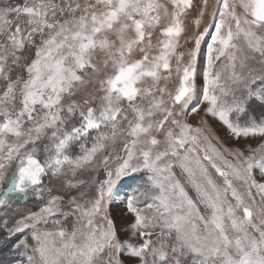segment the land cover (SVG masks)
Instances as JSON below:
<instances>
[{"label": "snow or ice", "instance_id": "obj_1", "mask_svg": "<svg viewBox=\"0 0 264 264\" xmlns=\"http://www.w3.org/2000/svg\"><path fill=\"white\" fill-rule=\"evenodd\" d=\"M13 242L0 264H264V0H0Z\"/></svg>", "mask_w": 264, "mask_h": 264}, {"label": "rangeland", "instance_id": "obj_2", "mask_svg": "<svg viewBox=\"0 0 264 264\" xmlns=\"http://www.w3.org/2000/svg\"><path fill=\"white\" fill-rule=\"evenodd\" d=\"M205 52H206V48L202 46L201 53H200V56L197 62L196 83L198 87L202 86V83H203L201 72L204 67ZM208 119H209L210 126L216 131V133L221 138H223L227 143H232L228 139V134L225 131V129L217 121L213 120L212 118L209 117ZM192 123L193 124L197 123V120H193ZM141 183H142L141 175L132 174L131 176L124 178V181L121 185V193L125 191L131 192L134 188H136ZM29 207H31V205H29ZM33 210H36V209L33 208ZM109 211H110L111 219L113 220L114 225L120 234V238L122 240L125 239L127 237V232H125L124 229L126 225L130 222L131 218L125 215V208H124L122 195L114 203L110 205ZM19 239H22V237H18L17 241ZM133 242L135 243L137 241H133ZM15 248H16V242H13L9 246L4 247L3 249H0V252L2 251L3 253H7L8 251H10V249L13 251L15 250ZM2 252L0 254H2Z\"/></svg>", "mask_w": 264, "mask_h": 264}, {"label": "trees", "instance_id": "obj_3", "mask_svg": "<svg viewBox=\"0 0 264 264\" xmlns=\"http://www.w3.org/2000/svg\"><path fill=\"white\" fill-rule=\"evenodd\" d=\"M2 252V251H1ZM0 252V253H1ZM16 253H15V250H11L10 249V251H8L7 253H3L2 252V254H0V262H2V261H5V260H7L9 257H11V256H13V255H15Z\"/></svg>", "mask_w": 264, "mask_h": 264}]
</instances>
